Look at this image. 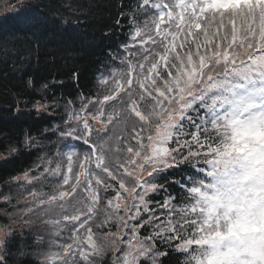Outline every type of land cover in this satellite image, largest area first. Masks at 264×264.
Instances as JSON below:
<instances>
[{"label": "snow or ice", "instance_id": "6c2138e0", "mask_svg": "<svg viewBox=\"0 0 264 264\" xmlns=\"http://www.w3.org/2000/svg\"><path fill=\"white\" fill-rule=\"evenodd\" d=\"M6 6V52L63 37L59 9ZM117 7L128 34L94 92L65 99L60 124L7 142L8 155H38L0 183V264H108L109 253L110 264H264V0Z\"/></svg>", "mask_w": 264, "mask_h": 264}, {"label": "trees", "instance_id": "16d2710c", "mask_svg": "<svg viewBox=\"0 0 264 264\" xmlns=\"http://www.w3.org/2000/svg\"><path fill=\"white\" fill-rule=\"evenodd\" d=\"M16 2L12 0V3ZM27 2L33 5L46 4L52 10L59 9L64 35L60 40L42 44L38 49L20 46L19 52L12 50L11 43L7 45L6 52L3 41H0V183L16 175L22 178L23 173L37 163L38 153L29 149L8 155L7 142L20 143L26 132L37 136L49 125L60 124L64 116L65 99L75 100L80 92H94L98 69L105 70L104 65L108 63L106 57L128 34L127 22L122 28L114 26L119 11L117 5L121 0ZM123 3H131V0H123ZM6 4L7 0H0V14L10 11ZM110 31L112 35H108ZM29 78L35 82L34 88L27 86ZM43 84H49L50 88H42ZM53 94L58 98L63 97L59 99V107L47 112H37L32 108V101L46 103ZM25 102H28L27 108L24 109V115L20 116L16 105ZM0 223H7V218L0 217ZM44 230L45 225L37 220L33 231ZM34 259L23 258L22 264H34ZM110 260L109 253L105 262L110 264ZM168 264H174V261Z\"/></svg>", "mask_w": 264, "mask_h": 264}, {"label": "rangeland", "instance_id": "374dc122", "mask_svg": "<svg viewBox=\"0 0 264 264\" xmlns=\"http://www.w3.org/2000/svg\"><path fill=\"white\" fill-rule=\"evenodd\" d=\"M99 126L101 127V125L97 124V127H99Z\"/></svg>", "mask_w": 264, "mask_h": 264}]
</instances>
